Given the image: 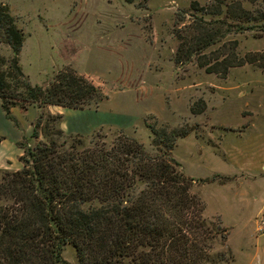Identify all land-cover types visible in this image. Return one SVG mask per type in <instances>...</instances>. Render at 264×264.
<instances>
[{
	"label": "trees",
	"instance_id": "trees-1",
	"mask_svg": "<svg viewBox=\"0 0 264 264\" xmlns=\"http://www.w3.org/2000/svg\"><path fill=\"white\" fill-rule=\"evenodd\" d=\"M124 1L143 5L146 0ZM210 1L207 8L193 1L191 9L202 15L191 14L183 31L174 30L179 40L174 63L183 65L195 59L207 73L225 78L230 68L255 63L257 56H264L247 52L240 57L237 40L223 41L230 33L252 30L254 25L246 23L261 20L264 13L256 16L239 1L228 5L225 0ZM223 4L227 9L224 18H219ZM23 36L9 7L0 3V43L12 51L7 59L0 54V99L6 115L14 106L82 108L105 98L96 85L72 68L56 73L47 87L32 85L19 64ZM218 42L222 43L216 51L206 53ZM196 105L192 114L206 108L203 99ZM42 118L43 114L35 122L32 138H38ZM59 119L60 115L52 114L47 118L52 122ZM147 127L154 154L123 133L111 144L97 134L89 147L74 136L69 147L50 138L28 148L20 157L22 168L5 171L0 178V264H59L67 244L74 248L78 264L231 261L229 250L215 251L217 243L227 241L226 228L206 222L203 202L190 191L192 178L179 169L171 153L191 128ZM54 128V135L63 133Z\"/></svg>",
	"mask_w": 264,
	"mask_h": 264
},
{
	"label": "rangeland",
	"instance_id": "rangeland-1",
	"mask_svg": "<svg viewBox=\"0 0 264 264\" xmlns=\"http://www.w3.org/2000/svg\"><path fill=\"white\" fill-rule=\"evenodd\" d=\"M193 1L204 8L211 3L210 0H146L143 5L124 0H0V3L9 7L16 24L27 26L32 32L22 56L32 85L42 86L50 76L51 81L59 71L72 68L104 95L110 86L126 88L137 83L146 86L151 102L143 129L135 128L133 133L96 131L81 137L83 146H92L97 134L111 144L121 133L137 139L138 131L137 140L148 153L154 154L156 148L148 124L156 129L166 126L167 130L190 127V134L178 139L171 153L179 162V169L192 178L190 191L203 202L206 222L227 230V241L223 245L217 243L215 251L229 250L232 260L221 264H264V56H257L259 60L255 63L230 68L225 78L207 73L195 59L176 65L174 54L179 40L174 30L183 31L191 14L202 15L191 9ZM235 1L256 16L264 13V0H225V3ZM226 4L222 5L219 18H224ZM203 17L210 18L206 14ZM246 24L254 28L230 33L223 41L237 40L236 53L240 57L247 52L264 53V18ZM222 42L207 48L206 53L216 51ZM5 45H0L3 58L10 54ZM116 78L118 82H114ZM121 80L124 85L119 84ZM198 99L204 100L206 108L192 114L191 108L198 106ZM42 114L36 142L31 146L20 143L24 150L20 156L5 157L0 178L5 171L21 169L20 157L42 141L40 138L45 141L53 138L65 147L71 144L64 133L53 134L54 126L59 129L60 119L52 122L47 120L49 113ZM61 258L59 264H78L71 245L63 246Z\"/></svg>",
	"mask_w": 264,
	"mask_h": 264
},
{
	"label": "crops",
	"instance_id": "crops-1",
	"mask_svg": "<svg viewBox=\"0 0 264 264\" xmlns=\"http://www.w3.org/2000/svg\"><path fill=\"white\" fill-rule=\"evenodd\" d=\"M17 26L22 28L24 33L22 47L19 52V64L29 80L30 74L24 69L22 56L27 38L32 36V32L27 26L22 27L18 24ZM38 31L40 32V28ZM0 45L4 44L0 43ZM5 46L9 47L8 45ZM9 49L10 54L4 57L5 59L12 55L11 48L9 47ZM38 49L40 52V45ZM50 78L51 76L42 85L43 87L48 86ZM119 84L124 85V80L119 81ZM105 95V98L98 103H92L83 108H68L58 105H48L40 108L36 105H30L27 109H22L14 106L11 107L7 115L2 108L0 99V167L3 165L2 162L5 157L10 155L20 156L22 154L24 150L19 146V143L26 142L28 146H31L32 142H36L37 138H32L31 134L35 122L44 112L60 115L57 127L69 138L71 136H91L96 131L124 130L133 133L135 128L138 131L142 128L144 116L149 111L151 102L146 86L138 83L135 87L126 86V88L124 86L122 88L110 86ZM247 115H250V113L248 112ZM248 124L249 121H247L246 126ZM138 131L136 132L137 139ZM146 133L148 134L147 131ZM40 140L45 141L43 138H40Z\"/></svg>",
	"mask_w": 264,
	"mask_h": 264
}]
</instances>
